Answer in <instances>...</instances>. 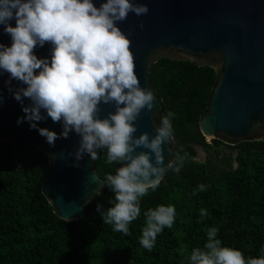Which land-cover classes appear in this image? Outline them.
Returning a JSON list of instances; mask_svg holds the SVG:
<instances>
[{"label": "trees", "instance_id": "1", "mask_svg": "<svg viewBox=\"0 0 264 264\" xmlns=\"http://www.w3.org/2000/svg\"><path fill=\"white\" fill-rule=\"evenodd\" d=\"M149 77L164 116L174 113L172 161L176 153H187L188 159L179 172L167 169L159 187L140 199L141 212L129 225L130 235L114 232L96 210L98 204L104 213L114 206L107 186L85 204L81 218H59L40 191L48 173L46 154L36 149L25 165L17 166L10 143L2 140L0 264H190L191 251L203 249L212 227L222 246L240 250L246 259L264 256V141L244 140L226 153L212 147L220 140H205L197 118L215 81L210 66L162 57L150 66ZM192 143L210 150L205 161L194 159ZM97 152L93 167L104 180L118 164L106 162V149ZM160 205L175 207V222L148 251L139 243L144 213ZM201 209L207 210L206 217L200 216Z\"/></svg>", "mask_w": 264, "mask_h": 264}, {"label": "clouds", "instance_id": "2", "mask_svg": "<svg viewBox=\"0 0 264 264\" xmlns=\"http://www.w3.org/2000/svg\"><path fill=\"white\" fill-rule=\"evenodd\" d=\"M148 12L146 4L133 0H106L99 8L92 0H0V24L12 39L10 47L0 44V70L10 74L8 90L15 100L22 105L24 98L31 101L17 123L26 119L52 147L74 131L81 138L74 153L77 161L85 153L94 161L97 150L106 149L108 164H123L103 180V186L114 193V206L104 213L98 204L96 210L104 224L125 235H130L129 225L140 215V199L159 187L167 169L179 172L188 159L187 153H176L175 161L164 166L162 146L173 139V112L161 118L154 137L147 132L134 136L137 118L142 110L153 109L155 96L141 87L131 40L117 22L126 20L129 13ZM12 19L15 27L9 23ZM139 27L143 29V23ZM46 42L53 46L50 60L34 54L37 45L43 47ZM12 79L27 87L13 90ZM101 103L114 104L115 112L101 119ZM41 110L53 122H62L59 136L38 128L37 122L45 119ZM138 148L150 151L137 153ZM199 190H205V185H199ZM175 215L171 205L146 211L139 240L142 247L151 251L157 235L173 227ZM207 215V210H200L201 217ZM217 236V228L207 230L206 243L203 249L191 251L190 264H264V256L246 259L240 250L222 246Z\"/></svg>", "mask_w": 264, "mask_h": 264}, {"label": "water", "instance_id": "3", "mask_svg": "<svg viewBox=\"0 0 264 264\" xmlns=\"http://www.w3.org/2000/svg\"><path fill=\"white\" fill-rule=\"evenodd\" d=\"M96 7L106 0H92ZM146 4L149 12L136 16L129 13L117 26L131 40L136 74L143 88L152 91L149 68L158 59L191 61L199 66H210L215 81L205 99V109L199 113L197 125L201 134L230 145L244 140L264 141V0H133ZM16 26L15 19L9 21ZM143 23L141 29L139 25ZM0 24V44L10 47L11 36ZM52 45H37L34 54L39 59H51ZM39 70H36V74ZM10 74L0 70V141L11 145L12 158L17 166L25 165L32 153L40 149L48 159V173L40 191L49 201L59 218L72 221L84 215L85 204L103 187V179L96 173L93 160L85 153L79 161L74 153L80 136L74 131L67 139L59 138L49 146L46 137L30 128L23 107L31 101L24 98L23 105L9 92ZM13 90L27 87L11 80ZM153 92V91H152ZM154 94V93H153ZM154 107L144 109L135 124L139 137L147 132L152 138L164 116L162 100L155 94ZM123 106V105H122ZM99 117L115 112L114 104L100 105ZM45 119L38 128H47L59 134L62 122H53L41 110ZM174 139L163 147L164 166L172 161ZM196 155L205 156L203 146L192 143ZM150 151L138 148L136 152ZM72 153L73 155H69ZM135 154V153H134ZM196 159V158H195ZM152 162L155 163L154 155ZM236 165V163H234ZM123 164H118V167ZM166 172V171H165ZM164 172V174H165ZM163 174V176H164Z\"/></svg>", "mask_w": 264, "mask_h": 264}, {"label": "flooded vegetation", "instance_id": "4", "mask_svg": "<svg viewBox=\"0 0 264 264\" xmlns=\"http://www.w3.org/2000/svg\"><path fill=\"white\" fill-rule=\"evenodd\" d=\"M231 146H232V145L227 144V143L221 141V143H220L218 146H216V147H215V146H212V147H213V148H219L220 151L228 153V152L230 151V147H231ZM213 148H211V149H213ZM204 151H205V153H206L207 156L210 154V150L206 151V150L204 149ZM235 154H236V153L234 152V153H233V156H235Z\"/></svg>", "mask_w": 264, "mask_h": 264}, {"label": "rangeland", "instance_id": "5", "mask_svg": "<svg viewBox=\"0 0 264 264\" xmlns=\"http://www.w3.org/2000/svg\"><path fill=\"white\" fill-rule=\"evenodd\" d=\"M205 140H206L208 143H212V139L209 138V137H205ZM203 149H204V148H203ZM195 158H196V159H195ZM206 158H207L206 153H205V156H204V157H200L199 155H196V156L194 157L195 160L202 161V162L205 161Z\"/></svg>", "mask_w": 264, "mask_h": 264}]
</instances>
